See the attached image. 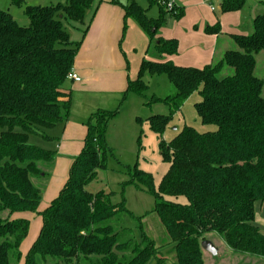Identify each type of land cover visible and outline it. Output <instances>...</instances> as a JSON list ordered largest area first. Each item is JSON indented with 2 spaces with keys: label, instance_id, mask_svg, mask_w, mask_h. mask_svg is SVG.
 I'll list each match as a JSON object with an SVG mask.
<instances>
[{
  "label": "trees",
  "instance_id": "16d2710c",
  "mask_svg": "<svg viewBox=\"0 0 264 264\" xmlns=\"http://www.w3.org/2000/svg\"><path fill=\"white\" fill-rule=\"evenodd\" d=\"M102 1L94 7L92 0L26 5L28 26L0 9V264H18L23 258L30 220L16 214L38 213L42 184L57 155L36 139L60 140L55 130L64 127L72 103L63 86ZM128 1L111 0L146 31L159 58L142 61L122 102L129 93L145 96L147 73L166 75L175 93L152 102H165L170 113L150 115L151 129L162 135L196 91L202 97L196 105L201 121L217 126L216 131L199 132L185 125L170 141L162 139L161 154L169 168L158 190L152 174L137 163L126 166L128 182L155 195V210L173 241L175 264H204L201 244L209 234L218 235L235 254L264 259V230L255 218L256 205L264 203V81L255 74L256 55L264 50V0H259L263 11L253 19V31L232 35L238 48L202 68L162 59L178 52V41L156 35L168 16L183 15L182 8L167 10L157 0L160 14L150 18L135 0ZM246 2L221 0V10L238 11ZM90 9L81 38L71 40L64 23H84ZM206 31L220 33V24ZM119 111L120 106L97 109L85 122L83 150L59 195L40 213L43 223L24 264H146L152 256L162 264L153 239L144 234L138 242L130 228L120 225L125 215L136 218L125 199L115 203L113 191L88 188L108 169L113 148L107 130ZM166 196H183L187 202Z\"/></svg>",
  "mask_w": 264,
  "mask_h": 264
},
{
  "label": "crops",
  "instance_id": "0c3cea01",
  "mask_svg": "<svg viewBox=\"0 0 264 264\" xmlns=\"http://www.w3.org/2000/svg\"><path fill=\"white\" fill-rule=\"evenodd\" d=\"M135 1L142 6H145V2H147L149 7L157 5L159 8L157 0ZM171 1L182 8L184 13L180 18L168 16V19L158 30L156 38L176 39L178 52L173 55H163L162 59L170 60L177 65L196 68L213 64L219 41L223 35L226 36L224 53L237 49L238 46L229 47L230 43H236L232 35L250 34L253 31V19L263 11L259 0H247L244 8L233 12H223L221 0ZM213 1L218 3V13L213 6ZM121 2L127 4L129 1L121 0ZM247 7L250 10L245 12L244 9ZM143 9L146 13L149 10V8ZM158 13L160 14V8ZM216 24H220V33L210 34L206 31L208 26ZM144 32L135 19L126 17L122 5L114 4L111 0H103L99 4L72 69L81 77V81L75 82L68 79L63 86V89L66 92H71L72 95L70 117L63 128L59 127L55 130V133H59L60 140L56 143L45 142L48 146L44 147L56 150L57 155L50 169L48 180L42 184V198L38 213L16 214L30 220L28 236L21 245L24 254L22 252L23 258L20 264H24L27 252L39 235L43 223L40 213L49 207L50 203L59 195L68 180L74 158L83 150L87 134L85 122L97 109L118 108L126 91L128 80L134 79L129 72L128 55L139 54L135 59L137 60V72L144 59L157 60L159 58L156 53L148 55L150 40ZM80 35H82L81 31ZM129 94L126 96V101L129 99ZM126 101L122 103L119 113L107 130V140L113 150L121 145L123 139L130 142L129 146H132L134 137L138 134L136 126L139 124L140 115L137 113L128 114ZM126 113L129 115V119H125ZM113 127L116 129V135L113 134ZM121 164L125 163L121 162ZM255 218L264 230L261 223L264 218V203L256 205Z\"/></svg>",
  "mask_w": 264,
  "mask_h": 264
},
{
  "label": "rangeland",
  "instance_id": "374dc122",
  "mask_svg": "<svg viewBox=\"0 0 264 264\" xmlns=\"http://www.w3.org/2000/svg\"><path fill=\"white\" fill-rule=\"evenodd\" d=\"M64 1L0 0V9L9 11L20 25L28 26L30 21L25 13L26 5H49ZM96 1L97 0H92L93 7L96 4ZM145 3V6H142L141 4L140 6L143 8H149L147 12L148 16L156 18L159 15V8L157 5H151L149 7V4L147 2ZM161 4L167 10L175 9L177 6L170 0H161ZM213 4L214 8H216V13H218V3L213 1ZM208 5L210 4L208 3ZM92 9L88 11L84 23H75L74 26L71 23H64L66 29L71 34V40H79L81 36L80 31L82 32V30L85 29ZM244 10L245 12H248L250 9L247 7ZM176 11L177 8L174 12ZM170 17L174 16L170 15ZM144 34L148 37V40H150V36L146 33V31ZM225 42L226 36L223 35L219 41L216 58L214 59L213 64L219 62L223 58L224 47H226ZM232 45L237 47L236 43H230L229 47H233ZM147 53L149 56L155 53L154 41L151 43L149 42ZM138 56L139 54L133 56L128 55V62L130 65L129 72L134 79L138 74L136 68L137 60H135ZM255 74L264 81V50L256 55ZM144 80L149 85V89L145 93L144 97L135 93H130L129 99H127V101L126 98L123 100V102L126 101V112H128V114L137 113V115H140L142 119L136 126V128H138V134L134 137L131 144L132 146H129L130 142L123 139L124 141L121 145L113 150V156H110L108 160V169L106 171H100L99 178L90 184L88 188L92 191H98L100 189L113 191L114 195L112 200L115 203L125 199L126 206L134 213L136 218H131L125 215L120 225L130 228L131 235L134 236L138 242L143 240L144 234L149 236L155 241L156 247L160 250V254L158 256L162 259V264H175L176 252L173 246V241L169 237L165 226L162 224L161 219L155 210V195L142 189L141 187H137L133 183L128 182L130 180V174L126 166H134L137 163L140 169L150 172L153 176L155 190H158L161 179L169 168V164L165 162L161 154L160 142L162 139L166 142L170 141L179 133V131H181V129H183L185 125H190L196 128L199 132L216 131L217 126L204 124L201 121L197 113L196 105L202 100V97L199 91H196L186 100L180 111L173 115L164 133L162 135L155 133L146 119L153 114L168 115L170 113V106L165 102H152V100L154 97L166 98L174 94L175 88L166 75L146 74L144 76ZM262 93L264 97V85ZM121 102L119 104L120 107L123 103ZM128 114L125 116V119L130 118ZM113 128V134L116 135V129L115 127ZM36 142L40 145L48 146V144L41 139L37 138ZM121 162L125 164H121ZM165 198L181 203L187 202V199L183 196H166ZM261 223L264 227V218L261 220ZM207 240L213 242L215 247L218 249V253L213 255L202 248L204 264H264L263 258L235 254L218 235L209 234L207 235ZM21 251L24 254L22 249ZM20 263L22 262L20 261L18 264ZM146 264H158V259L152 256Z\"/></svg>",
  "mask_w": 264,
  "mask_h": 264
},
{
  "label": "water",
  "instance_id": "95a60500",
  "mask_svg": "<svg viewBox=\"0 0 264 264\" xmlns=\"http://www.w3.org/2000/svg\"><path fill=\"white\" fill-rule=\"evenodd\" d=\"M202 248L208 252H210L213 255H216L218 253V249L215 247L212 241L210 240H204L201 244Z\"/></svg>",
  "mask_w": 264,
  "mask_h": 264
},
{
  "label": "built area",
  "instance_id": "2783aa9c",
  "mask_svg": "<svg viewBox=\"0 0 264 264\" xmlns=\"http://www.w3.org/2000/svg\"><path fill=\"white\" fill-rule=\"evenodd\" d=\"M171 1V0H170ZM172 2V1H171ZM174 3V2H173ZM175 4V3H174ZM171 5V4H170ZM68 78L70 79V80H73V81H75V82H79V81H81V77L76 73V72H74V71H71L70 73H69V75H68Z\"/></svg>",
  "mask_w": 264,
  "mask_h": 264
}]
</instances>
